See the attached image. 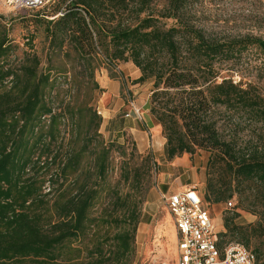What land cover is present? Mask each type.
Returning <instances> with one entry per match:
<instances>
[{
  "label": "trees",
  "instance_id": "16d2710c",
  "mask_svg": "<svg viewBox=\"0 0 264 264\" xmlns=\"http://www.w3.org/2000/svg\"><path fill=\"white\" fill-rule=\"evenodd\" d=\"M66 1L44 20L45 67L32 44L20 55L0 28V264H64L71 240L86 233L114 147L100 132L95 75L122 62L141 71L135 82L153 83L149 117L168 157L210 151L205 201L237 199L219 246L241 243L264 264V132L226 139L216 117L225 108L264 125V94L223 73L246 50L264 52V38L207 27L214 0ZM121 209L124 221L95 245L91 264H129L137 222ZM238 209L257 219L239 222Z\"/></svg>",
  "mask_w": 264,
  "mask_h": 264
},
{
  "label": "rangeland",
  "instance_id": "374dc122",
  "mask_svg": "<svg viewBox=\"0 0 264 264\" xmlns=\"http://www.w3.org/2000/svg\"><path fill=\"white\" fill-rule=\"evenodd\" d=\"M62 3L63 0H57L44 8L15 10L6 0H0V28L7 29L18 46V54L29 51L32 44L43 59V67L47 65L44 20L54 19L52 11L55 6H65L68 2ZM203 17L207 27L223 35L249 34L264 38V0H214L207 5ZM166 22L170 24L172 20ZM223 73L237 82L256 86L264 94V52L257 48H250L228 62ZM95 76L100 90L95 92L94 104L103 117L100 132L114 147L106 180L90 211L91 221L86 233L71 240L67 254L62 257L63 263H93L95 245L112 237L119 229V221H124V209H121L124 203L137 222L135 250L129 264H177V233L161 194L172 193L180 186L196 185L204 197L210 151L200 150L194 155L185 153L173 159L168 157L161 127L157 125L160 127L157 130L152 126L149 117L148 101L153 83L135 82L141 71L132 62H122L115 70L103 65ZM64 80L62 77L60 81ZM63 85L66 87L65 82ZM133 104L139 108V114L134 111ZM216 117L219 131L226 139L236 138L244 142L256 139L264 132V125L246 114L221 108ZM229 201L233 203L231 206L227 204ZM236 204L235 197L214 204L204 199V205L221 232L225 231V211ZM238 212L241 223L257 219L246 210L238 209ZM254 246L252 242L250 248Z\"/></svg>",
  "mask_w": 264,
  "mask_h": 264
},
{
  "label": "built area",
  "instance_id": "2783aa9c",
  "mask_svg": "<svg viewBox=\"0 0 264 264\" xmlns=\"http://www.w3.org/2000/svg\"><path fill=\"white\" fill-rule=\"evenodd\" d=\"M56 0H6L15 10H34ZM62 14V13H61ZM134 111L139 108L133 104ZM177 233V264H255L256 254L245 245L229 242L219 246L220 233L204 197L196 185L172 193H162ZM232 205V201L227 203Z\"/></svg>",
  "mask_w": 264,
  "mask_h": 264
},
{
  "label": "crops",
  "instance_id": "0c3cea01",
  "mask_svg": "<svg viewBox=\"0 0 264 264\" xmlns=\"http://www.w3.org/2000/svg\"><path fill=\"white\" fill-rule=\"evenodd\" d=\"M151 121V120H150ZM152 123V122H151ZM152 126H154V127H156L157 128V130L160 128L159 126H157V125H155V124H153L152 123ZM164 143L166 144V142L164 141ZM188 186H190V185H188ZM188 186H180V187H177L176 188V190L175 191H180V190H183L184 188H186V187H188ZM184 187V188H183ZM183 188V189H182Z\"/></svg>",
  "mask_w": 264,
  "mask_h": 264
}]
</instances>
